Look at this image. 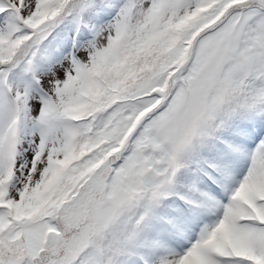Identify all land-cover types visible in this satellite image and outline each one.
Returning <instances> with one entry per match:
<instances>
[{
	"label": "snow or ice",
	"instance_id": "1",
	"mask_svg": "<svg viewBox=\"0 0 264 264\" xmlns=\"http://www.w3.org/2000/svg\"><path fill=\"white\" fill-rule=\"evenodd\" d=\"M0 264H264V0H0Z\"/></svg>",
	"mask_w": 264,
	"mask_h": 264
}]
</instances>
